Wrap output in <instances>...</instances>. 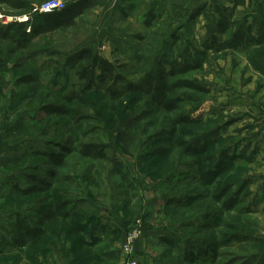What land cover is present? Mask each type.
Here are the masks:
<instances>
[{"label":"rangeland","instance_id":"374dc122","mask_svg":"<svg viewBox=\"0 0 264 264\" xmlns=\"http://www.w3.org/2000/svg\"><path fill=\"white\" fill-rule=\"evenodd\" d=\"M46 1L0 0V264H85L77 243L95 237L93 264H126L132 233L135 264L145 240L140 254L155 264H264V46L208 50L232 1L64 0L60 17L17 21ZM231 21L255 34L264 0ZM82 49L115 64L119 80L86 88ZM160 71L189 83L169 95L171 112L145 84ZM88 143L128 181L109 161L81 159ZM58 153L63 166L46 156ZM56 202L82 235L47 227L41 208Z\"/></svg>","mask_w":264,"mask_h":264},{"label":"trees","instance_id":"16d2710c","mask_svg":"<svg viewBox=\"0 0 264 264\" xmlns=\"http://www.w3.org/2000/svg\"><path fill=\"white\" fill-rule=\"evenodd\" d=\"M232 7L229 17H225L219 14L218 21L215 27V33L217 37H224L223 40H219L216 36L212 38L208 50L212 51L215 54L224 52V51H236L240 48L247 47H263L264 46V21L260 24V28L257 29L256 33L253 34L252 28L250 25H237L236 21H231L234 17V12L238 7H244L247 0H231ZM67 8L62 11L53 12L50 15L44 17L59 16ZM36 17V16H35ZM262 25V26H261ZM33 34L39 35L43 32H46L44 29H32ZM76 58L80 62V67L77 72L78 78L84 82V85L88 89L99 88L100 86H106L110 83H115L119 79V75L116 74L117 67L115 64L109 62L108 60L102 58L99 55L93 54L90 49H82L77 52ZM199 63L190 64L187 66L189 70L199 69ZM145 84L152 87V96L160 101L163 105V109L167 112L175 110L177 107L176 104L179 103V99H170L169 95L184 87H188L189 83L187 81H177L176 83H171L167 80V76L163 72H159L156 79L149 78L145 80ZM48 114H56L59 116L64 115H76L74 110H65L60 107H46L44 109ZM186 119H181L180 121L174 122L173 128L169 133V140H173V136L176 132V124L180 122H186ZM185 152L191 153L193 156L201 155L199 149L186 148ZM78 155L81 159L96 162V161H109L112 166V172L120 179V182L126 183L128 181V175L124 173L122 164L114 157H108L106 153V147L102 144L97 143H88L80 147ZM47 158L56 166L64 165L63 153L47 154ZM37 189L31 188L29 190L18 191L21 196H29L35 192ZM64 206L59 205L57 202L54 203V209L45 210L41 208L40 214L43 215L44 219L47 221L46 225L48 228L58 229V230H72V233H83V229L79 226H72L70 221L73 220V217L69 214L68 211H63ZM99 239L96 237L91 240H86L81 238L77 243V254L78 258L81 259L85 264H93L94 255L93 252L99 243ZM167 244L170 242L166 241ZM195 258L196 255H195ZM189 258L190 264H195L196 259Z\"/></svg>","mask_w":264,"mask_h":264},{"label":"built area","instance_id":"2783aa9c","mask_svg":"<svg viewBox=\"0 0 264 264\" xmlns=\"http://www.w3.org/2000/svg\"><path fill=\"white\" fill-rule=\"evenodd\" d=\"M65 2L64 0H47L46 2H44L43 4L35 7L32 10V13H30L27 16H25L23 18L24 21H21V19H18V22H29L32 19V16H46V15H50L53 12H57V11H62L65 9ZM16 20V19H13ZM134 235L133 233L130 235L126 236V244L124 246V252L126 254V259H127V263L126 264H135L134 260H133V248H132V243L134 241Z\"/></svg>","mask_w":264,"mask_h":264},{"label":"crops","instance_id":"0c3cea01","mask_svg":"<svg viewBox=\"0 0 264 264\" xmlns=\"http://www.w3.org/2000/svg\"><path fill=\"white\" fill-rule=\"evenodd\" d=\"M238 8H243V7H238ZM145 242H146V240H145ZM145 242L144 241L139 242L138 243L139 245H137V247L135 249L139 253V258L137 260H138L139 264H155L154 260H152L154 258L148 257V256H146L144 254H140L143 251V249L146 247V243ZM146 253H148V252L146 251Z\"/></svg>","mask_w":264,"mask_h":264}]
</instances>
